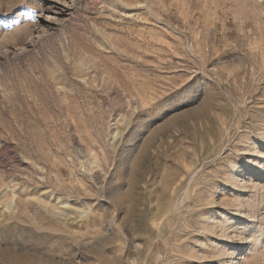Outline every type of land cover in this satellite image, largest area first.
<instances>
[{
  "label": "rangeland",
  "instance_id": "rangeland-1",
  "mask_svg": "<svg viewBox=\"0 0 264 264\" xmlns=\"http://www.w3.org/2000/svg\"><path fill=\"white\" fill-rule=\"evenodd\" d=\"M0 264H264V0H0Z\"/></svg>",
  "mask_w": 264,
  "mask_h": 264
},
{
  "label": "bare ground",
  "instance_id": "bare-ground-1",
  "mask_svg": "<svg viewBox=\"0 0 264 264\" xmlns=\"http://www.w3.org/2000/svg\"><path fill=\"white\" fill-rule=\"evenodd\" d=\"M161 216H162V215H161ZM155 219H156V218H155ZM162 219H163V218H162ZM160 221H161V218H160ZM160 221H159V222H160ZM151 225H152V224H151ZM154 225H155V223H154ZM152 226H153V225H152Z\"/></svg>",
  "mask_w": 264,
  "mask_h": 264
},
{
  "label": "snow or ice",
  "instance_id": "snow-or-ice-1",
  "mask_svg": "<svg viewBox=\"0 0 264 264\" xmlns=\"http://www.w3.org/2000/svg\"><path fill=\"white\" fill-rule=\"evenodd\" d=\"M37 2H40V0H37Z\"/></svg>",
  "mask_w": 264,
  "mask_h": 264
}]
</instances>
